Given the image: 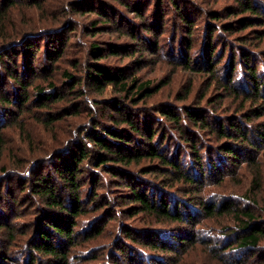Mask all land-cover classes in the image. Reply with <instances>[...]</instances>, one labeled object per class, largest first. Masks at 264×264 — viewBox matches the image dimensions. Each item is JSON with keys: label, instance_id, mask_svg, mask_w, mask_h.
I'll use <instances>...</instances> for the list:
<instances>
[{"label": "rangeland", "instance_id": "rangeland-1", "mask_svg": "<svg viewBox=\"0 0 264 264\" xmlns=\"http://www.w3.org/2000/svg\"><path fill=\"white\" fill-rule=\"evenodd\" d=\"M176 1L178 8L174 0H16L11 5L9 0H0V52L12 53L15 48V59L21 67L31 60L27 59V42L38 47L34 49L37 66L38 56L46 50L60 52L46 69L39 65L40 78L33 79L31 73L24 75L33 82L22 112L18 102L4 105L10 109L0 103V220L8 224L0 228V245L10 255L6 258L9 264H27L30 254L36 256L32 264L47 261L33 248L32 241L45 224L44 218L64 221L62 217L67 214L48 208L34 191L36 182L46 175L59 188L63 181L54 168L60 163L69 165L80 156L83 146L89 153L97 148L86 134L95 128L105 134L110 126L118 130L128 127L113 116L117 107L112 102L119 98L125 100L134 117L140 113L154 121L160 119L161 124L155 122L156 139L163 147L180 146L176 152L183 149L182 161L187 162L191 146L174 128L175 122L158 112L161 107L170 105L180 113L188 136L194 140L190 144L195 142L201 152H216L228 141L241 147L243 158L236 165L224 164V174L217 175L213 169L207 172L206 180L196 183L200 191L194 192L196 185L174 180L150 157L128 166L113 161L97 166L90 154L81 163L77 177L85 210L74 217L76 244L68 249L70 264H115V260L124 262L129 255L141 264H239L231 258L239 253L227 249L236 246L241 235V231L236 233L238 218L229 212L209 216L196 203L203 200L234 203L253 213L264 226V144L258 142L260 131L264 132V112L257 115L254 111L264 106V97H252L248 92L251 84L243 85L247 76L241 77V70L245 71L244 52L250 56L249 63L264 69V0H249L254 11L239 9L247 0ZM182 16L193 26H184ZM211 28L218 50L209 63ZM28 31L38 32L23 36ZM93 45L103 48L102 58L97 60L91 54ZM113 48L118 54L110 51ZM4 56L12 65L9 55ZM98 61L124 75L129 86L147 82L149 87H156L155 92L140 99L136 92L127 97L119 85L98 89L90 77ZM65 70L82 79L72 92H67L72 83L63 75ZM50 79L62 97L43 104L37 99L36 85L47 89ZM0 80L3 90L17 97L1 63ZM189 110L198 112L197 123L189 120ZM227 117L241 122L240 127L247 129L255 145L214 132ZM206 121L215 129L200 124ZM115 170L123 175L114 178ZM132 185L152 196L165 194L171 202H190L193 205H185L183 210H190L194 216L182 223L143 210L133 214L129 208H138L129 197L127 188ZM61 188V196L71 204L68 188ZM176 234L192 240L180 243L173 239ZM54 240L64 241L58 237ZM154 241H164L177 250L149 248L152 245L148 243ZM121 248L126 251H119ZM244 256L242 264H264V238Z\"/></svg>", "mask_w": 264, "mask_h": 264}, {"label": "trees", "instance_id": "trees-1", "mask_svg": "<svg viewBox=\"0 0 264 264\" xmlns=\"http://www.w3.org/2000/svg\"><path fill=\"white\" fill-rule=\"evenodd\" d=\"M9 1V4L11 5L15 3L16 0ZM249 3V0L241 2V8L239 9H241L242 11H246L249 9H251V11H254L255 6H251V4ZM174 4H176L177 8L179 7V4L176 0H174ZM258 11L260 12L259 9ZM182 19L184 20V22H186L184 26H193V23H191V21L188 20L187 17L182 16ZM227 26L232 27V24L227 23ZM146 29L147 31L150 30V28ZM210 30L212 31L210 32L209 36V44L211 46L209 47L207 54L209 63H211V58L213 57L215 51L218 50L213 44L211 38L214 29L211 28ZM36 32L38 31H28L25 32L23 36L27 37L29 35H33ZM189 44L191 45L192 43L190 42ZM35 46L37 47L34 42L30 41L26 43V48L28 51L27 59L31 60L27 61V63H23L22 67L15 59V55L17 54L15 48H12L14 49L12 53H10L9 51L0 52V57L3 60L5 58L4 54H8L12 59L13 66L10 65L7 60H0V63L3 64L5 68V76L8 80L7 82L11 84L10 87L15 91V96L17 95V97H13L10 95V92L3 90V84L0 80V103L4 109H8L9 105L17 104L18 102L19 104L17 105H20L19 112H22L23 105L29 100V87L33 82V80H30V78H26L24 75L26 73H31L33 79L34 77L40 78L39 65H42V69H46V67L50 66L51 62L52 64L53 62H55L57 56L60 54L59 50H57V54H52L56 52L55 49H51L50 52L46 50L45 52H43V54H40L38 56L40 64H38L37 66L34 65V61L37 59L35 58V50L38 49V47L34 48ZM102 49L103 48L101 46L93 45L91 54L98 60L102 58V56H104L102 54ZM220 50L221 48L218 52H220ZM110 51L118 54L116 48L110 49ZM243 56V65L245 66V71L241 70V77H243L244 74L247 76V79L243 81V85L249 87L251 84V88H249L250 90L248 91L250 95L252 97L262 99V97H264V91H261L262 86V90H264V69H258L256 64H253L251 62L249 63V54L244 52ZM230 60H232V57H230ZM20 68L22 70H19ZM90 73V77L92 76L91 79L98 89L102 90L109 84H112L114 86L119 85L121 92H124L127 97H129L133 92H136L137 96L142 99L148 95H152L156 90V87H149L147 82L138 83L135 85L131 84L132 86H129L127 78L124 75H122L119 71L117 72L110 67H107L103 63H99V61L98 63H94L92 70H90ZM63 75L67 77V79L70 81L69 83H72L70 86H68L69 89L67 92H72L73 89L76 86L78 87L82 81V79L78 77L74 72H70L68 70H65L63 72ZM260 77L262 78V80ZM48 84L50 86L47 89L42 85H36L37 99L39 101L41 100V103L43 104H48L50 101H57L62 97V93L60 89H57V86H55L53 79H50ZM233 91H236V89L233 88ZM21 100L23 102H21ZM131 100H136V97H132ZM112 103L117 107V111L114 113L115 115H113L114 117H116V121L124 122L128 127L118 130L117 128L110 126L106 128L105 134L103 133V131L96 130L95 128L92 130V132L86 134V139L93 143V147L97 148L93 150V153H89L86 146H83L84 150H80V156L74 158L69 165H62V163H60L58 165V168H54L57 175L60 176L61 180L63 181V185L61 184L59 188H57L53 180H51V178L47 177L46 175L44 177L38 178L36 182V188L34 189V191L45 200L46 204L49 206L48 208H53V210H57L63 212L64 214H67V217L61 216L64 221L61 218H57V221H50L46 216L47 218H44L45 224L38 228V235L35 240L32 241L33 248L41 252L44 257L47 258L45 264H70L68 249L70 245L74 246V244H76V236H74V230L72 228L74 225H77V222L74 221V217L82 214V212H84L85 210V207L82 206L80 202L81 198L78 192L80 189V184L77 177L79 175V171L81 170V163L85 159H89L90 154L92 155L91 159L95 161V164L97 166L106 164L109 161L116 162V164H125L128 166L131 163L139 162L144 158L150 157L153 160L158 161L160 165L166 169L165 174H168L169 176L172 175L173 177L171 176V178H173L174 180L186 183L190 186L196 185L194 186V192L200 191V186L198 187L196 183L204 182V180H206L205 178L208 176V174H206L207 172L209 173L213 169L216 174H224L226 172L224 168L222 169V166H224V164L236 165L243 158L241 147L235 145L233 142L228 141L221 144V146L219 147L220 150H218L217 148L216 152L210 149H207L205 152H201L195 142L191 143L192 145L190 144V142L194 140L190 136H188V133L190 132L186 130L185 123H183V117L180 115V113H178L176 109L170 105L161 107L159 108L158 112H160V114L164 115L166 118L171 119L173 122H175L174 128L178 129L183 137L185 136L184 140L186 144L191 146L190 150L186 146V150H189L187 155V162L184 161L185 159L183 160V162L180 157V154L183 153V149L180 152H176L177 147L179 148L180 146L174 147L167 145L163 147V143H160V140L158 138L156 139L157 130L155 127V122L157 121V123L161 124L162 121L159 119L160 116H158L159 118L156 116V118H158L159 120L156 119L155 121L153 119H150L147 115H141L140 113L136 117H134L130 110H128L129 106L125 105L124 99L122 100L121 98H119ZM4 105L8 106L4 107ZM263 109L264 106H260L259 110L255 109L254 111L257 115H259L264 112ZM198 115V112L196 114H193L191 110H189L188 112L189 120L194 123H197ZM250 117H252V115H249L248 118ZM148 119H150V121ZM240 123L241 122L237 120H233L227 117L225 121L221 120L220 128L215 129L212 125H210L211 122H200V124L204 127L207 124L208 127H205L207 129L214 128V132H217L218 135L236 137L238 140H241L243 142L246 141L255 145V141H252V138L247 132V129L241 128ZM224 124H227L228 127L224 128ZM231 130H233V133L230 132ZM169 138H172L171 134H169ZM258 139L259 144H264L263 131H260ZM173 142L175 141L173 140ZM115 171L112 173V176L114 178L116 177V175H123L122 173L118 172L120 170ZM61 186L63 188H68V197L71 204H67L64 198L61 196ZM127 189H129L128 193L130 195V200L135 203V207L138 208V210L136 211L132 209V207L129 208L131 209L130 211L133 210V214H136L138 211L143 210L148 211L159 218L161 217L173 222L176 221L182 223L186 218L189 219L190 216H194V214L189 212L190 210L188 211V213L183 210L185 209V205H193L190 202L184 203L183 201L178 202L177 200L171 202L169 197L165 194H162L163 196L160 197H157L155 195L152 196L149 195L144 189H140L137 185L128 186ZM180 203L182 207L180 206ZM196 203L199 204L198 207H201L203 212L208 214L209 216H214L217 213L229 212L233 213L234 216L238 218L240 227L236 228V233L238 231H241V235L238 236L237 245L234 247L229 245L227 249H229L232 254L234 252L235 254L239 253L238 255L231 256V258L235 257L239 264H242V261L245 259V257H247L244 255L247 252H253L254 249L259 246L260 241L264 238V226L262 224H259L258 221L254 218V214L249 212L248 210L239 208V206L235 207L234 203L228 204L227 202L218 204L216 202L203 200L202 202ZM6 225L8 224H3L2 220H0V228L4 229ZM54 237H58L59 239L61 238L64 241H55ZM188 237L189 236L187 235H177L176 237H173V239H175V241H179L180 243H185V241L192 240V238ZM148 245H152L149 248H153L156 250L162 249V251L169 250L170 252H176L177 250L174 246H172L173 248H169L164 243V241H154L148 243ZM2 248L3 247H1L0 245V264H9L6 258L9 259L10 255H8L6 250ZM124 250L126 251L125 248H121L119 251ZM35 258L36 256L30 254L28 256L27 264L36 262ZM114 263L141 264L139 260H136L130 255L127 256V259L124 262L115 260Z\"/></svg>", "mask_w": 264, "mask_h": 264}]
</instances>
